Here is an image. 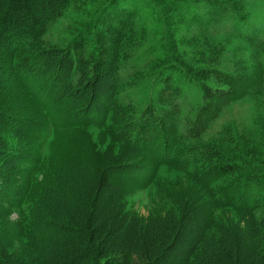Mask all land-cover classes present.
<instances>
[{
	"label": "trees",
	"instance_id": "trees-1",
	"mask_svg": "<svg viewBox=\"0 0 264 264\" xmlns=\"http://www.w3.org/2000/svg\"><path fill=\"white\" fill-rule=\"evenodd\" d=\"M68 1L0 0V264H161L158 258L194 228L171 264H264V219L255 218L264 209V169L237 165L205 137L224 108L256 92L261 74L168 60L176 51L171 43L170 54L150 66L153 84L143 108L120 100V48L144 5L158 18L163 11L169 28L177 21L211 40V28L231 12L247 23L242 2L106 0L90 27L61 47L44 35ZM239 38L252 47L261 43L252 31ZM102 79L108 92L96 103ZM190 92L196 94L187 101ZM45 106L64 128H101L151 163L140 164L137 155L126 161L124 152L112 160L88 143L59 166L47 144ZM218 134L225 138L224 130ZM48 162L54 170L38 179ZM161 167L178 168L190 181L161 178ZM126 182L137 184L135 192L155 182L149 198L159 195L167 208L157 200L149 216H140L128 205ZM222 214L251 217L250 234L237 231L236 219L225 226Z\"/></svg>",
	"mask_w": 264,
	"mask_h": 264
},
{
	"label": "rangeland",
	"instance_id": "rangeland-1",
	"mask_svg": "<svg viewBox=\"0 0 264 264\" xmlns=\"http://www.w3.org/2000/svg\"><path fill=\"white\" fill-rule=\"evenodd\" d=\"M236 1H241L244 5V11L248 14L247 23H238L234 12H231L229 16L224 17L220 23L211 28L210 34L213 38L211 40H204L199 31L193 27L177 25V21H172L176 25L169 28L170 21L161 8L163 16L158 18L159 14L156 9L144 5L139 10L140 12L137 14L128 36L126 34L124 38V46L122 45L120 48L119 57L122 61L123 84L120 100L122 104L137 103L135 104L137 108H143L149 98L153 84V69L150 66L170 54V51L165 50V48L171 43L175 44L176 51L168 60L181 61L192 67L219 68L229 72L237 71L238 74L245 71L252 74L260 73L262 82L256 92L247 94L224 108L219 118L206 132L205 137L212 141L216 140L237 165H250L264 169V0ZM105 2L106 0H69L62 14L55 22L48 25L44 35L45 41L61 47L69 44L78 34H83L90 27V23ZM250 31L257 34L261 42L258 47L248 46L239 38V36ZM108 87V81L100 80V83L95 87V94L98 95L99 100L96 103L103 102ZM195 94V92H190L187 95V101L192 99ZM97 106L101 108V105L97 104ZM184 106L186 107V103ZM44 109L50 117L47 144L49 149L54 152L56 163L59 166L67 159L80 153L83 147H87L88 143L98 146L101 150H108L112 160L117 157L114 154L120 152L129 153V156L125 155L126 161L131 157H136L137 154L135 155L131 148L129 149L121 141L106 134L101 128L91 125L80 126L78 129L64 128L56 123L55 118H53L54 115L49 114L50 106H45ZM36 114H39V111L36 110ZM221 130H224L225 138L218 134ZM136 158L140 164L151 163V159L143 154H138ZM45 166L46 168L36 172V177L40 180L43 176L47 180L54 170L50 169V162L45 163ZM158 176L169 179L178 177L180 178L179 183L182 182L183 185L190 181L188 178L184 179L183 176L185 175L175 167L159 168ZM222 180L218 181L217 184H220ZM155 182L147 186L140 183L148 187L142 192L133 191L137 184H128L127 182L124 184V187L128 189L126 192L128 205L133 207L140 216H149L152 211L151 206L157 200L158 203L167 208L166 203L161 201L159 195L149 198L154 194V192L150 193L149 191ZM227 184V182L224 183V185ZM189 187L191 186L182 189L183 196L188 194L190 189L187 188ZM178 199L181 198H177L176 201ZM158 203L155 207L158 206ZM13 217H16L15 214ZM222 218L225 226L236 219L239 225L237 231L241 233L242 228H244V231L250 234L246 229L247 227L251 228L250 224H253V221L248 215L222 214ZM255 218L257 220L264 219V209H258ZM196 231L194 228L187 233V236L182 233L174 246L167 249L165 254L158 258V261L161 264L177 262L190 243V239L195 236ZM252 237L251 235V239L254 240Z\"/></svg>",
	"mask_w": 264,
	"mask_h": 264
}]
</instances>
